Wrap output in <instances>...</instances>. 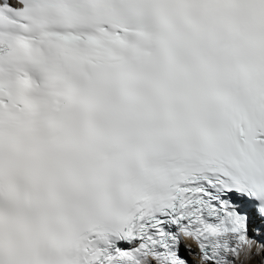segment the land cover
I'll list each match as a JSON object with an SVG mask.
<instances>
[{
  "label": "snow or ice",
  "instance_id": "6c2138e0",
  "mask_svg": "<svg viewBox=\"0 0 264 264\" xmlns=\"http://www.w3.org/2000/svg\"><path fill=\"white\" fill-rule=\"evenodd\" d=\"M0 264H264V0H0Z\"/></svg>",
  "mask_w": 264,
  "mask_h": 264
},
{
  "label": "bare ground",
  "instance_id": "6f19581e",
  "mask_svg": "<svg viewBox=\"0 0 264 264\" xmlns=\"http://www.w3.org/2000/svg\"><path fill=\"white\" fill-rule=\"evenodd\" d=\"M191 246V245H190ZM192 247V246H191ZM193 248V247H192Z\"/></svg>",
  "mask_w": 264,
  "mask_h": 264
}]
</instances>
